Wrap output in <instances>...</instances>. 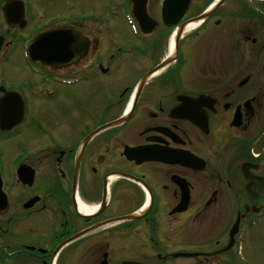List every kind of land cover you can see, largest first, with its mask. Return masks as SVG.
<instances>
[{"label": "flooded vegetation", "instance_id": "af4514ba", "mask_svg": "<svg viewBox=\"0 0 264 264\" xmlns=\"http://www.w3.org/2000/svg\"><path fill=\"white\" fill-rule=\"evenodd\" d=\"M102 1L0 0V264L218 263L264 216V0Z\"/></svg>", "mask_w": 264, "mask_h": 264}, {"label": "rangeland", "instance_id": "374dc122", "mask_svg": "<svg viewBox=\"0 0 264 264\" xmlns=\"http://www.w3.org/2000/svg\"><path fill=\"white\" fill-rule=\"evenodd\" d=\"M108 4L106 0L102 1L104 7ZM255 226L247 231L243 243L238 249L234 250L233 254L235 256L226 259L223 256L218 263L215 260L212 264H264V222ZM232 230L233 228L231 232Z\"/></svg>", "mask_w": 264, "mask_h": 264}, {"label": "water", "instance_id": "95a60500", "mask_svg": "<svg viewBox=\"0 0 264 264\" xmlns=\"http://www.w3.org/2000/svg\"><path fill=\"white\" fill-rule=\"evenodd\" d=\"M170 3L171 2L167 0L165 5ZM64 32L65 31L63 29H58L40 34L37 38L33 40L31 48L28 52L29 57L32 59V57L42 55L47 58V51L52 50L54 48H62L63 42L66 39L64 38Z\"/></svg>", "mask_w": 264, "mask_h": 264}, {"label": "bare ground", "instance_id": "6f19581e", "mask_svg": "<svg viewBox=\"0 0 264 264\" xmlns=\"http://www.w3.org/2000/svg\"><path fill=\"white\" fill-rule=\"evenodd\" d=\"M173 6H174V5H173ZM172 14H173V13H172ZM64 38H66L65 35H64ZM67 47H69V45H68V41H67V39H65L64 42H63V46H62L61 49H65V48H67ZM240 245H241V244H240ZM240 245H239V246H240Z\"/></svg>", "mask_w": 264, "mask_h": 264}]
</instances>
